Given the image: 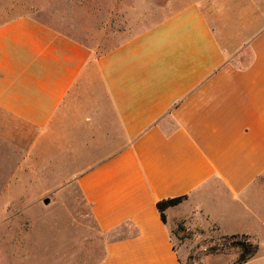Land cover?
Masks as SVG:
<instances>
[{
	"label": "crops",
	"instance_id": "crops-1",
	"mask_svg": "<svg viewBox=\"0 0 264 264\" xmlns=\"http://www.w3.org/2000/svg\"><path fill=\"white\" fill-rule=\"evenodd\" d=\"M176 2L101 55L30 15L1 23L0 132L21 172L76 182L111 237L100 264H183L181 225L246 235L244 264H264V8Z\"/></svg>",
	"mask_w": 264,
	"mask_h": 264
},
{
	"label": "rangeland",
	"instance_id": "rangeland-1",
	"mask_svg": "<svg viewBox=\"0 0 264 264\" xmlns=\"http://www.w3.org/2000/svg\"><path fill=\"white\" fill-rule=\"evenodd\" d=\"M174 1L168 7L169 0H0V24L30 15L101 55L160 21L179 5ZM257 1L264 8V0ZM4 134L0 264H100L111 237L99 231L76 182L21 172L20 151ZM173 236L186 249L183 264H235L240 253L214 226L181 225Z\"/></svg>",
	"mask_w": 264,
	"mask_h": 264
},
{
	"label": "trees",
	"instance_id": "trees-1",
	"mask_svg": "<svg viewBox=\"0 0 264 264\" xmlns=\"http://www.w3.org/2000/svg\"><path fill=\"white\" fill-rule=\"evenodd\" d=\"M185 198H186L185 196H182L173 199H166L159 201L157 203V207L161 212L163 220H166L165 210L171 206H176L180 204L181 202H183V200H185ZM223 237L225 238L230 237V239L233 240V245L239 248L240 250L238 258L235 261V264H244L248 262L251 258H253L257 254L259 250L258 245L250 241L246 235L237 234V235H226Z\"/></svg>",
	"mask_w": 264,
	"mask_h": 264
},
{
	"label": "water",
	"instance_id": "water-1",
	"mask_svg": "<svg viewBox=\"0 0 264 264\" xmlns=\"http://www.w3.org/2000/svg\"><path fill=\"white\" fill-rule=\"evenodd\" d=\"M45 203L48 204L49 203V200H46Z\"/></svg>",
	"mask_w": 264,
	"mask_h": 264
}]
</instances>
